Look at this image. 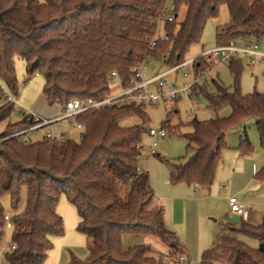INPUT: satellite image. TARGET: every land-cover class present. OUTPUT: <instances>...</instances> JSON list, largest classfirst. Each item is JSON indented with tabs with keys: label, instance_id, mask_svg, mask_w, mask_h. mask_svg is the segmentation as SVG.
I'll list each match as a JSON object with an SVG mask.
<instances>
[{
	"label": "trees",
	"instance_id": "16d2710c",
	"mask_svg": "<svg viewBox=\"0 0 264 264\" xmlns=\"http://www.w3.org/2000/svg\"><path fill=\"white\" fill-rule=\"evenodd\" d=\"M167 0H0V79L18 96L15 60L26 64L28 80L45 79L44 95L49 105L62 110L74 99L101 100L111 93V73L124 87L130 86L133 69L149 60L175 68L185 62L188 51L199 44L208 22L219 18L226 6L230 21L217 27V46L238 40L264 39V0H173L176 20L158 22ZM184 14L181 22L177 21ZM154 42V47L151 46ZM200 58V57H199ZM197 58L196 75L209 66ZM235 91L216 82L217 94L209 95L196 84L208 107L218 113L230 107L229 118L207 122L193 119L185 135L190 154L182 165L173 166L171 185L185 184L210 189L214 183L227 135L248 120H255L264 145V94L242 95L241 62L229 60ZM0 122L7 119L15 103L3 99L0 88ZM170 112L164 126L173 135L180 127ZM138 117L142 125L122 128L120 123ZM41 120L23 113L0 134V249L10 233V245L2 264H44L53 248L52 240L64 236V220L57 207L66 197L78 213L77 231L88 238L85 261L72 256L69 264H164L151 245L124 249L125 237L151 236L172 256L188 255L177 235L166 225L164 209L156 204L147 172L137 175L143 156L144 125L151 122L143 106L101 107L78 116L84 130L79 141L45 136L35 143L21 136ZM27 131L21 135L17 133ZM254 145L246 132L238 152L251 154ZM264 186V168L256 175ZM26 205L20 210L23 193ZM8 197L13 229L6 230L2 199ZM204 251L200 264H264V221L246 222ZM251 237L258 248L240 239Z\"/></svg>",
	"mask_w": 264,
	"mask_h": 264
},
{
	"label": "rangeland",
	"instance_id": "374dc122",
	"mask_svg": "<svg viewBox=\"0 0 264 264\" xmlns=\"http://www.w3.org/2000/svg\"><path fill=\"white\" fill-rule=\"evenodd\" d=\"M173 0H167L165 7V16H174ZM184 14L180 13L177 21L181 22ZM230 21L229 11L226 6L221 7L219 18L208 22L205 27L201 42L193 46L185 57V62H189L185 67L172 70L164 78L167 82V88L182 91L177 100H169L167 103L159 102L157 105L148 108L147 112L151 118L148 125H144L143 135V156L139 161V168L149 174L150 183L156 193L161 196H169L164 183L168 175L173 170V166L185 164L190 157L187 146L186 134L191 133L192 129L188 125L193 119L200 122H207L217 117L226 119L232 114L230 107H225L218 113L208 107L206 98L199 89H204L209 95L217 94L216 82L220 83L229 92L235 91L234 76L229 69L230 61H223L218 56L213 55L208 60L204 56L207 52L214 50L217 46L216 31L217 27L224 26ZM257 45L260 52H264V39L256 40H238L235 45L244 48L247 44ZM200 57V58H199ZM197 58L202 63L210 65L206 70L195 73L194 63ZM240 60L241 77L240 92L242 95L264 94V62H257L254 65H248V57L236 55L233 57ZM171 70V67L165 63L149 60L142 69L145 80H150L157 75ZM15 72L18 81V96L16 97L15 108L11 115L0 122V134L11 123L20 121L23 113H31L40 116L43 119H50L61 114L62 108L59 105H49L44 95L45 79L42 75H35L28 80L26 74V64L21 59L15 60ZM113 82L111 92H116L117 88ZM196 84L198 90H191V86ZM167 88L165 91H167ZM3 101H0V106ZM177 111L178 115L172 121L173 127H180L178 133L173 135L167 130L165 138H156L153 140L148 131L151 128L164 126L167 116L170 112ZM54 126L61 125L67 127L74 140H80V130L76 125L69 121L53 123ZM48 124L28 135L21 136L25 141L37 142L42 140L51 131L52 127ZM122 128L129 129L141 126L142 122L138 117H129L120 123ZM246 130L248 140L254 145V151L246 156L240 155L238 147L240 139ZM156 141V155H151V145ZM227 148L222 154L216 177L210 189H201L189 196L185 202L187 216L186 226L177 230L172 229L188 250L185 264H200L204 251L215 246L222 235L230 233L226 231L227 227L239 228L244 222L251 225H260L264 221V186L257 180L256 175L264 168V145L260 142V137L255 120L246 121L243 126L239 125L233 128L227 135ZM243 188V189H242ZM242 190L240 194H235L238 201L241 202L248 213L246 218L231 213L229 207V197L231 194ZM4 211L12 216L10 200L8 197L2 199ZM157 204V203H156ZM26 205V191L23 193L20 210ZM158 205V204H157ZM59 206V205H58ZM71 209V208H70ZM64 220V236L52 240L53 248L50 251L45 264H69L72 256L85 261L88 257L87 241L88 238L82 233L75 231L69 233L66 229ZM77 229V228H76ZM83 235V236H82ZM128 238V237H125ZM132 239H143L145 243L151 245L155 258L160 260L163 254H169L173 259L176 256L167 252L163 245L151 236L131 237ZM251 248H258L259 243L251 237L241 236ZM3 244L10 245V233L7 232ZM127 242L123 245L124 248ZM142 244V243H140ZM164 264H183L173 261H164Z\"/></svg>",
	"mask_w": 264,
	"mask_h": 264
},
{
	"label": "built area",
	"instance_id": "2783aa9c",
	"mask_svg": "<svg viewBox=\"0 0 264 264\" xmlns=\"http://www.w3.org/2000/svg\"><path fill=\"white\" fill-rule=\"evenodd\" d=\"M176 20L175 16L167 17L165 14L158 22V26L161 27L165 21L173 22ZM155 43L151 42V46L154 47ZM244 55L248 57L247 64L254 65L257 62H264V52H260L258 50L257 45H252L251 43L247 44L244 48H239L235 45V41H231L227 44L221 45L216 47L214 50L207 52L202 57H207V59L213 55L218 56L220 60L229 61L231 58L235 57L236 55ZM208 59V60H209ZM189 62H184L175 68H171V70L157 75L156 77L145 80L142 74V69L146 64H142L139 67L133 69L134 75L131 78L130 86L124 87L121 79L118 75L113 72L110 75L112 79V83L114 82L115 87L117 88L116 92H111L108 96L101 100H94V99H74L67 103L66 107L62 110V113L55 119L45 120L40 118L38 115H34L35 119L41 120L42 122L36 125L35 127L31 128V130H38L39 128L44 127L48 124H53L62 121H69L76 125L78 130L83 131L84 128L81 124L76 122L78 116L82 115L83 113L93 110L99 109L101 107H125V106H143L145 108L153 107L157 105L159 102L167 103L169 100H177L182 92L187 91V88H184L182 91L177 89L167 88V82L164 78L168 75L169 72L172 70H176L179 68H183ZM194 63V61H193ZM0 88L2 90L3 99L12 103H16V97L12 94L9 90L7 85L0 79ZM167 88V91L165 89ZM27 131L17 133L14 136L21 135ZM148 135L155 140L156 138H165L167 136L166 130L160 128H151L148 131ZM48 137H52L51 134H47ZM157 146L156 141H153L151 145L150 154L156 155L155 147ZM142 158V157H141ZM141 160V159H140ZM142 170L138 167L137 175L141 174ZM229 206L231 213L237 214L242 216L243 218L246 217L247 211L245 206L238 201V199L234 196L229 198ZM6 221V230L13 229L12 223V216L6 214L5 216ZM14 249L12 245H3L0 249V264L3 263L4 255L6 252H10ZM162 262L164 261H173L177 263H186V256L181 255L173 259L169 254L164 255V258L161 257Z\"/></svg>",
	"mask_w": 264,
	"mask_h": 264
},
{
	"label": "crops",
	"instance_id": "0c3cea01",
	"mask_svg": "<svg viewBox=\"0 0 264 264\" xmlns=\"http://www.w3.org/2000/svg\"><path fill=\"white\" fill-rule=\"evenodd\" d=\"M245 41H247V40H245ZM57 117L45 119V120H51V119H55ZM51 127H52V129L48 134H51L52 137L64 138V139H73L71 136L72 134H71V132H69V129H67V127H62L61 125L54 126V124L51 125ZM245 132H246V130H245ZM81 133H82V131L80 130V135H81ZM142 172H145V171L142 170ZM169 177H170V174L168 175V178H166V181L164 183L165 189L168 190L167 193H169V196H161V194H158L155 192L154 187L152 188V186H151V183H150V186H151V189L154 191L156 203L164 209V216H165V221H166L167 227L171 231H172V229H175V230H177V232H179L180 230L178 231V229H180V227L186 226V224H187V222H186L187 210H186L185 202L187 201V199L189 198L190 195L193 196L196 191L201 190V189H206V188H202L199 186H190L189 187L185 184H179V185L173 186L169 183ZM241 192H242V190H238L234 194L232 193L230 197H232V196L236 197L235 194H240ZM57 212L59 215H62L64 217L67 231L69 233H73V232L75 233V231H77L76 228L80 222V218L78 216L76 208L67 201L66 197L63 196L61 198V200L59 202V206L57 207ZM246 216H248V213ZM145 240H146L145 238H143V239H139V238L132 239L131 237L124 238L123 245L127 242V244H126L127 248H124V249L126 250V249L131 248L135 245H139L140 243L144 244ZM87 244H88V241H87ZM163 247L165 249V252H167V247L164 245H163ZM151 255L154 256L155 253L152 252ZM162 256H164V254Z\"/></svg>",
	"mask_w": 264,
	"mask_h": 264
}]
</instances>
